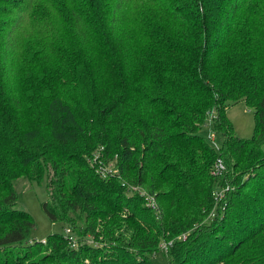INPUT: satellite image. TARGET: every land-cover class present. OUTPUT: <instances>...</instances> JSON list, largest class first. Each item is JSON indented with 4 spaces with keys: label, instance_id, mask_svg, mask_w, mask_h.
<instances>
[{
    "label": "trees",
    "instance_id": "obj_1",
    "mask_svg": "<svg viewBox=\"0 0 264 264\" xmlns=\"http://www.w3.org/2000/svg\"><path fill=\"white\" fill-rule=\"evenodd\" d=\"M0 6V264L44 247L63 264H157L171 240L169 264H264V0ZM240 101L250 139L228 116ZM212 115L219 151L200 134ZM19 179L46 182L47 217L82 246L30 238Z\"/></svg>",
    "mask_w": 264,
    "mask_h": 264
},
{
    "label": "rangeland",
    "instance_id": "obj_2",
    "mask_svg": "<svg viewBox=\"0 0 264 264\" xmlns=\"http://www.w3.org/2000/svg\"><path fill=\"white\" fill-rule=\"evenodd\" d=\"M1 7V6H0ZM228 116L233 123L234 129L238 137L243 139H250L254 134L255 117L254 111L249 109L243 101L238 103H229ZM200 134L217 150L222 147L223 138L213 129L205 127ZM214 136V140L211 137ZM95 163L100 166L104 171L111 170L114 166V161L108 162L107 168L103 169L104 162L98 161L96 158ZM16 189L19 195L17 208L29 212L36 221V227L32 231L30 238L35 241L43 242L48 239L51 234H67V228L63 223H52L47 217L43 204L48 200V192L46 182L41 185L32 184L24 179H19L16 182ZM145 193V192H144ZM84 241L81 242V244ZM80 244V246H82ZM80 246H77L80 247ZM36 254L34 255V253ZM22 256H29V261L26 264H63L64 261L57 259L53 250L48 247L44 249L34 250V252H22ZM52 260V261H51ZM157 264H169V258L166 253L160 250L155 255ZM230 264V262L226 263Z\"/></svg>",
    "mask_w": 264,
    "mask_h": 264
},
{
    "label": "built area",
    "instance_id": "obj_3",
    "mask_svg": "<svg viewBox=\"0 0 264 264\" xmlns=\"http://www.w3.org/2000/svg\"><path fill=\"white\" fill-rule=\"evenodd\" d=\"M214 118H215L214 115L209 116V118H208V120L206 122V127L207 128L212 129L213 119ZM211 140H214V136L211 137ZM225 171H226V167H225L222 159L220 158V159L217 160L216 164L214 165V167L212 169V175L214 177L219 178V177L223 176V174L225 173ZM224 192L225 191L223 190V191H220V193H218V192L216 193V196H217V198L219 200H223V198H224L223 193ZM147 200H148V204L150 206H152L153 208L156 207L155 201H154V199L152 197H149ZM211 216H212V218L216 217V213L212 214ZM66 232H67L66 235L70 236L69 237V240H70V242H72V246L73 247H77V245L79 244V241H77V239H75L73 236H71V231L70 230H67ZM187 238H188L187 235H183L181 239L183 241H185V240H187ZM174 242H175L174 240H171L169 242H164L161 245V250L164 251L165 253H167L169 251V249L173 246Z\"/></svg>",
    "mask_w": 264,
    "mask_h": 264
}]
</instances>
